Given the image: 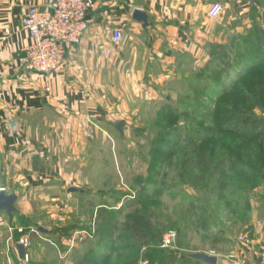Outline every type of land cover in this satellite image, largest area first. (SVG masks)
Here are the masks:
<instances>
[{"label": "rangeland", "instance_id": "obj_1", "mask_svg": "<svg viewBox=\"0 0 264 264\" xmlns=\"http://www.w3.org/2000/svg\"><path fill=\"white\" fill-rule=\"evenodd\" d=\"M236 25L203 65L141 88L116 122L125 121L123 134L115 125L92 139L73 162L81 188L49 204L56 223L25 224L29 249L48 256L38 263L31 252L27 264H165L169 254L204 264L190 257L197 252L232 264L248 250L241 238L254 241L264 223V127L253 128L264 118V29L233 35ZM131 213L147 216L149 244L125 239Z\"/></svg>", "mask_w": 264, "mask_h": 264}, {"label": "crops", "instance_id": "obj_2", "mask_svg": "<svg viewBox=\"0 0 264 264\" xmlns=\"http://www.w3.org/2000/svg\"><path fill=\"white\" fill-rule=\"evenodd\" d=\"M52 1L0 0V187L18 196L17 213L0 210V264H27L19 229L30 224L44 231L45 221L56 223L49 204L60 205L71 187L81 188L73 162L95 136L112 132L142 89L171 82L188 62H207L227 43V23H237L233 35L264 29V0H94L82 42L66 48L59 69L36 72L25 66L32 39L23 22L29 7ZM213 3L224 6L217 18L208 15ZM137 8L149 14L148 27L133 18ZM113 27L125 34L119 46ZM251 235L254 249L239 251L232 264H262L264 223ZM28 251L32 261L48 258L44 250Z\"/></svg>", "mask_w": 264, "mask_h": 264}, {"label": "built area", "instance_id": "obj_3", "mask_svg": "<svg viewBox=\"0 0 264 264\" xmlns=\"http://www.w3.org/2000/svg\"><path fill=\"white\" fill-rule=\"evenodd\" d=\"M94 5V0H53L45 8L29 7L23 22L24 29L32 39L31 44L24 49L26 68L42 73L59 69L64 62L66 48L69 45L80 44L89 30L88 15ZM223 12L222 4L213 3L208 15L217 18ZM5 39L6 36H3L2 41ZM111 39L114 46L121 45L125 39L123 30L114 27L111 31ZM0 189L5 188L0 187ZM19 233L21 236L18 242L26 248L24 260L29 262L31 256L28 250L32 245L30 235H26L23 228L19 229ZM173 238V235H168L164 239V244H170ZM241 244L244 248H254L253 241L248 237H242ZM260 256L264 264V250Z\"/></svg>", "mask_w": 264, "mask_h": 264}, {"label": "water", "instance_id": "obj_4", "mask_svg": "<svg viewBox=\"0 0 264 264\" xmlns=\"http://www.w3.org/2000/svg\"><path fill=\"white\" fill-rule=\"evenodd\" d=\"M254 1V0H252ZM133 18L141 22L144 27H148L150 25L149 22V14L142 10L137 8L134 13H133ZM16 124V121L12 122V126ZM124 125L125 121H121L116 125V128L121 134L124 133ZM79 188L77 187H71L69 189L70 192H77ZM17 200L18 196L17 194L14 193H7L5 189H0V210L6 211L9 215L15 214L18 212L17 208ZM18 249L22 257L25 256L26 254V249L23 244H18ZM190 257L193 258L194 260L204 263V264H218L219 263V258L217 256L211 255L206 252H197V253H192L190 254Z\"/></svg>", "mask_w": 264, "mask_h": 264}, {"label": "trees", "instance_id": "obj_5", "mask_svg": "<svg viewBox=\"0 0 264 264\" xmlns=\"http://www.w3.org/2000/svg\"><path fill=\"white\" fill-rule=\"evenodd\" d=\"M253 126L254 129L264 127V118L254 121ZM148 227L149 221L146 215L131 213L127 216V220L124 223L123 230L127 233L124 235V237L125 239L130 237L138 240V243H141L139 244V246H141L142 244H149V242L151 241L150 234L149 232H146ZM129 234H131V236H128ZM164 260L165 264H176L178 262L177 257L173 254H169L168 256H166Z\"/></svg>", "mask_w": 264, "mask_h": 264}]
</instances>
